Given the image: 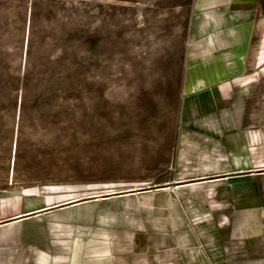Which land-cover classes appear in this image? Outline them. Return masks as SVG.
Instances as JSON below:
<instances>
[{
    "label": "rangeland",
    "instance_id": "1",
    "mask_svg": "<svg viewBox=\"0 0 264 264\" xmlns=\"http://www.w3.org/2000/svg\"><path fill=\"white\" fill-rule=\"evenodd\" d=\"M191 1L0 0L2 205L151 202L134 189L173 156Z\"/></svg>",
    "mask_w": 264,
    "mask_h": 264
},
{
    "label": "crops",
    "instance_id": "2",
    "mask_svg": "<svg viewBox=\"0 0 264 264\" xmlns=\"http://www.w3.org/2000/svg\"><path fill=\"white\" fill-rule=\"evenodd\" d=\"M195 4L173 156L134 189L151 202L0 203V264H264V0Z\"/></svg>",
    "mask_w": 264,
    "mask_h": 264
},
{
    "label": "bare ground",
    "instance_id": "3",
    "mask_svg": "<svg viewBox=\"0 0 264 264\" xmlns=\"http://www.w3.org/2000/svg\"><path fill=\"white\" fill-rule=\"evenodd\" d=\"M79 202V201H78Z\"/></svg>",
    "mask_w": 264,
    "mask_h": 264
}]
</instances>
